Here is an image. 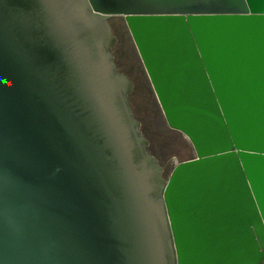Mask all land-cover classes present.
<instances>
[{
    "label": "water",
    "instance_id": "95a60500",
    "mask_svg": "<svg viewBox=\"0 0 264 264\" xmlns=\"http://www.w3.org/2000/svg\"><path fill=\"white\" fill-rule=\"evenodd\" d=\"M117 15L196 152L168 179ZM0 264H264V0H0Z\"/></svg>",
    "mask_w": 264,
    "mask_h": 264
},
{
    "label": "rangeland",
    "instance_id": "374dc122",
    "mask_svg": "<svg viewBox=\"0 0 264 264\" xmlns=\"http://www.w3.org/2000/svg\"><path fill=\"white\" fill-rule=\"evenodd\" d=\"M109 21L117 39L111 48L114 61L133 83L128 94L131 109L149 141L148 152L158 159L168 179L177 164L196 156L194 146L187 136L168 125L125 17L111 16Z\"/></svg>",
    "mask_w": 264,
    "mask_h": 264
}]
</instances>
